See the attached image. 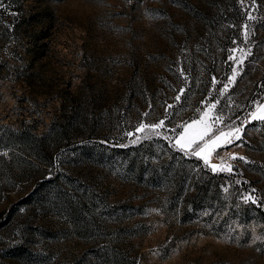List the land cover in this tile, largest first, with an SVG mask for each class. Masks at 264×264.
<instances>
[{
    "label": "rangeland",
    "instance_id": "374dc122",
    "mask_svg": "<svg viewBox=\"0 0 264 264\" xmlns=\"http://www.w3.org/2000/svg\"><path fill=\"white\" fill-rule=\"evenodd\" d=\"M259 106L264 0H0V264H264Z\"/></svg>",
    "mask_w": 264,
    "mask_h": 264
},
{
    "label": "snow or ice",
    "instance_id": "6c2138e0",
    "mask_svg": "<svg viewBox=\"0 0 264 264\" xmlns=\"http://www.w3.org/2000/svg\"><path fill=\"white\" fill-rule=\"evenodd\" d=\"M230 59H234V57H230ZM243 63V61H240ZM235 79V77H233ZM231 82V81H230ZM183 90H181L182 92ZM224 91H228V85H224ZM180 99V96H177V100ZM216 103L211 104L209 110L203 114V116L199 120L192 121L191 124H188L184 127L183 132L180 134L179 139L176 141L177 145L184 151L191 152L192 155H195L208 163V159L211 156L212 152L215 151L221 145H230L234 141L240 140V128H236L234 131H229L227 133L221 131L219 135L215 136L213 139L206 140V137L211 136L212 134V124L208 123L211 117L209 113L215 109ZM251 117L253 120H261L264 121V106H259L256 111L251 113ZM218 120V118H217ZM164 125V121H160L158 124L151 126L152 130L161 128ZM145 125H140L139 131H143ZM203 142V145H201ZM197 146L194 148L193 146ZM233 159L237 157L233 156ZM240 159H243L242 157ZM213 171L217 170V166L212 165ZM219 170H225L221 167ZM231 171V168L227 169Z\"/></svg>",
    "mask_w": 264,
    "mask_h": 264
},
{
    "label": "built area",
    "instance_id": "2783aa9c",
    "mask_svg": "<svg viewBox=\"0 0 264 264\" xmlns=\"http://www.w3.org/2000/svg\"><path fill=\"white\" fill-rule=\"evenodd\" d=\"M218 165L220 166V167H226V166H228L229 165V159H228V157L227 156H224V157H222V158H219L218 159Z\"/></svg>",
    "mask_w": 264,
    "mask_h": 264
},
{
    "label": "trees",
    "instance_id": "16d2710c",
    "mask_svg": "<svg viewBox=\"0 0 264 264\" xmlns=\"http://www.w3.org/2000/svg\"><path fill=\"white\" fill-rule=\"evenodd\" d=\"M212 178H213V176H212ZM198 193H199V192H198ZM198 193H197V195L195 194V195H196V197H198Z\"/></svg>",
    "mask_w": 264,
    "mask_h": 264
}]
</instances>
